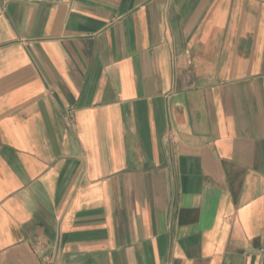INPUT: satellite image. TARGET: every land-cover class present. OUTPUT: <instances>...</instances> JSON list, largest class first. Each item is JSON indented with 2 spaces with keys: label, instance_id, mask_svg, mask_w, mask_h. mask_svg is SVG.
Returning <instances> with one entry per match:
<instances>
[{
  "label": "crops",
  "instance_id": "crops-1",
  "mask_svg": "<svg viewBox=\"0 0 264 264\" xmlns=\"http://www.w3.org/2000/svg\"><path fill=\"white\" fill-rule=\"evenodd\" d=\"M264 264V0H0V264Z\"/></svg>",
  "mask_w": 264,
  "mask_h": 264
},
{
  "label": "built area",
  "instance_id": "built-area-1",
  "mask_svg": "<svg viewBox=\"0 0 264 264\" xmlns=\"http://www.w3.org/2000/svg\"><path fill=\"white\" fill-rule=\"evenodd\" d=\"M58 260V255L56 252H53L51 254H48L44 257V261L47 263V264H56Z\"/></svg>",
  "mask_w": 264,
  "mask_h": 264
}]
</instances>
